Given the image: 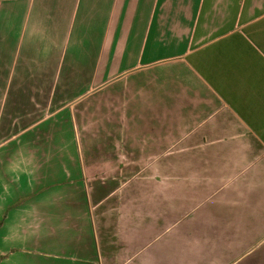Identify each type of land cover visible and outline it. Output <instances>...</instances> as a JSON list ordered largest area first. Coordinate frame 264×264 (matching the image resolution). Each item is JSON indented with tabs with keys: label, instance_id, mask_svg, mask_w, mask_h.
<instances>
[{
	"label": "crops",
	"instance_id": "0c3cea01",
	"mask_svg": "<svg viewBox=\"0 0 264 264\" xmlns=\"http://www.w3.org/2000/svg\"><path fill=\"white\" fill-rule=\"evenodd\" d=\"M0 264H264V0H0Z\"/></svg>",
	"mask_w": 264,
	"mask_h": 264
},
{
	"label": "rangeland",
	"instance_id": "374dc122",
	"mask_svg": "<svg viewBox=\"0 0 264 264\" xmlns=\"http://www.w3.org/2000/svg\"><path fill=\"white\" fill-rule=\"evenodd\" d=\"M0 261H1V258H0Z\"/></svg>",
	"mask_w": 264,
	"mask_h": 264
}]
</instances>
